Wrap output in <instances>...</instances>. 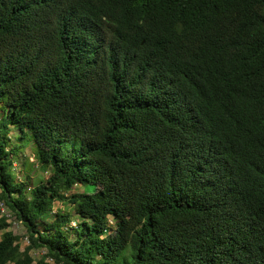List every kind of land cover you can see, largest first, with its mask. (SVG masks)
Masks as SVG:
<instances>
[{"label":"trees","instance_id":"trees-1","mask_svg":"<svg viewBox=\"0 0 264 264\" xmlns=\"http://www.w3.org/2000/svg\"><path fill=\"white\" fill-rule=\"evenodd\" d=\"M0 188V264H264V0H0Z\"/></svg>","mask_w":264,"mask_h":264},{"label":"rangeland","instance_id":"rangeland-1","mask_svg":"<svg viewBox=\"0 0 264 264\" xmlns=\"http://www.w3.org/2000/svg\"><path fill=\"white\" fill-rule=\"evenodd\" d=\"M14 133L12 135H14ZM29 152H30L29 148H27L26 153ZM31 159H33V157H31ZM15 164L16 165L14 170L16 172H19L20 168L22 167V164L20 161H17ZM46 174L47 173H45V175ZM75 189L83 190L84 187L77 185ZM0 193H1V188H0ZM57 209L68 210L69 206H65L63 203L60 202H55V210ZM0 211H1V216H3L5 218V222L8 223L7 229L13 230V232L19 236L18 242L20 243L21 248L24 249L30 243L27 236L25 225L21 220L17 219L15 214L12 212V210L4 203L3 200H1V198H0ZM72 216H73L72 218L73 224L79 223L81 221L80 217L74 211H72ZM31 253L34 256V258L38 260L44 255L45 249L43 247L34 248L31 250ZM47 262L49 264H57L53 259L50 258H47Z\"/></svg>","mask_w":264,"mask_h":264}]
</instances>
